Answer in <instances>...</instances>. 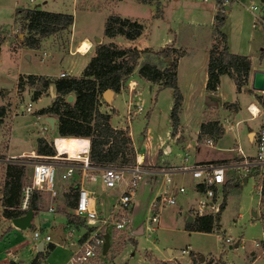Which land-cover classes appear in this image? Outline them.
Segmentation results:
<instances>
[{
  "label": "rangeland",
  "instance_id": "rangeland-1",
  "mask_svg": "<svg viewBox=\"0 0 264 264\" xmlns=\"http://www.w3.org/2000/svg\"><path fill=\"white\" fill-rule=\"evenodd\" d=\"M42 1H45V3L42 4ZM155 1L156 3H153ZM213 1L214 0H178L174 2V0H171L167 7V18L163 19L162 21L159 20L156 23L151 22L149 24V32L154 29L155 25H157L159 28L158 30L152 31L151 37L153 38L157 36L159 31L168 33L171 37V40H173L174 45L178 46L179 44L183 48H191L189 51H193L192 53L201 52L203 50L200 49L203 47V37L193 30V24L189 23L188 20L192 17V11H194V9H198L199 6H201L202 9L207 13V8ZM161 2L165 4L164 0H161ZM21 4L28 7H33L35 4H38L39 6H43V10L46 11L71 14L73 17L72 27L75 31L76 39H79L82 36H87L91 40H94L96 37H98V35H102L104 20L109 15L116 14L121 18H123V16L138 18L139 20L147 22V20L151 21V9H154L155 7L157 10H159L157 7H159L158 5H161L159 0H153L151 3H141L137 0H0V97H2V101L5 106H8L5 115V123H9L10 126L9 133L7 131L5 135L1 134L2 131L0 128V152H3L7 146L8 149H11V152L27 150L30 148V142L35 141L34 139L36 136L43 135L49 139V141H51L52 137L56 135L50 130L49 127L46 131L41 133L39 129L44 126V124L42 123V119L36 118V116H40L38 109L47 105L50 100V96L47 91L49 85L47 84L45 87L41 86V79L43 76L34 75L33 81L30 83V79L27 78V75L19 74L44 73L50 68L49 70L56 76H54L55 78L50 77L51 79L46 80L45 82H52L54 79L60 77V72H64L65 68H69V66L64 67L66 66L65 64L69 62L72 65L71 69L74 67L71 73L79 74L81 68L85 64L84 61L87 55L82 54L81 56V53L76 52L78 43H71L68 38L69 35L65 32H60L54 36L47 37V39H42V42L33 48V52H27V50H23V42L26 33L24 27L22 26L23 22H19L18 17H16L13 12L15 10V6ZM193 36H196V44L194 42V44H186V40L184 38H192ZM179 38L182 39L181 44L178 42ZM128 44V41L123 38L119 41V45L117 46L126 47ZM93 45L94 47L96 46L95 42ZM260 46L264 47V45ZM256 50L258 52V49ZM154 52L155 51H151L149 54L142 55L143 60H140V62L139 59L137 60L131 74L127 77L125 83L121 85L119 89V92L121 91V93L116 95L113 101L115 111H113L111 115L112 124L115 125V129H120L118 127L123 124L126 129L125 131H127L128 128L125 126L126 121L124 119L125 104L129 101L131 106L134 107L135 100H132V98L136 93L135 88L137 86V89L140 92V97L144 100V103L142 105L143 111L131 117L128 122L130 123L134 133V143L137 142V136H139L138 134H145L146 130H151V134L155 136L156 133L163 134L166 128V117H168V110L166 108L169 98L172 99V89L161 88L160 90H157L155 86H152L150 89V84L136 75L138 74L137 69L139 64L145 60H152L155 63H158L159 69L164 67L165 64L162 62L161 58L154 54ZM27 54L30 56L26 57ZM199 60L200 57L197 56L194 63L198 62ZM51 63H54L55 65L52 67L50 66ZM194 63L189 64V67H194L196 69ZM129 79H132L136 82L135 88L130 92L126 87V82ZM21 85L23 87H21ZM220 87V90L227 101L240 102L242 105V112L237 116L238 118L241 116L249 117V114L244 109V106L247 105V103L252 102L260 108L261 112L253 120L247 121V124H249L255 130L259 124L264 123V107L262 106V96H254L251 91L245 92L243 90H241L240 94H238L234 83L228 77L223 78ZM177 88L180 95L182 96L184 92L182 93L181 89L179 87ZM22 91L25 92L22 93V96H19L18 99L17 93ZM257 92L259 93V91H256V93ZM260 92L263 93L264 91ZM126 94L127 96L129 95V97H126ZM130 94L132 98L130 97ZM70 95L73 97L72 93H70ZM37 96L39 97L35 98ZM153 99L156 101V106L150 112V105L153 102ZM27 103H30L31 112H27L25 110L21 112L20 107L25 106ZM180 105L181 107L183 106L181 101ZM5 106H3V108H5ZM107 108L108 106L105 105L104 101L100 100L98 102L97 109L99 112L108 114ZM228 108H230V113L233 112V105L228 106ZM184 109L189 111L186 121L192 122L191 124H193V122L195 123V118H198L199 114H201V119H206L209 116L217 121L224 119L223 114L221 113L222 108L218 109L215 103H210L208 101L205 102L204 98L193 101L187 99L184 103ZM212 109H216V112L211 111ZM146 113H148L147 116ZM179 113L183 118V113L181 114V111H179ZM179 113L178 117H180ZM121 115H123V119ZM149 115L150 118L148 117ZM44 122L46 123L45 120ZM189 130L193 133V129ZM195 139L199 150H194L192 154L189 155V160H204L217 156L214 149L203 144L204 137L197 136ZM55 143L59 150H62L63 147L69 149V146H71L68 140H64V138L60 137L56 138ZM71 143L77 150L85 148L87 149L89 140L73 138ZM239 145L245 154H251L253 152L252 147L246 140L244 132L240 137ZM53 149L55 152L54 155L58 154L55 147ZM137 151L142 153L144 149L142 146H140L138 147ZM162 152L165 153V151ZM228 153L233 154L234 152ZM171 154H173V151ZM225 154L227 155V153ZM62 155L64 157L67 156V154L64 153ZM16 159L19 160L25 158L21 156ZM38 159L56 162V159L53 157L41 156ZM72 160L76 161V159ZM4 162H6L5 159L0 156V214L3 208L1 205L2 186L4 180L6 179V164ZM117 162L122 166L128 165L127 162H121L120 159ZM29 171V165L24 164V170L20 176L22 187L29 184ZM59 172L60 168H56L54 187L56 188L57 193L55 196L50 198L47 194L40 192L41 199L39 204L41 209L45 208L46 205L50 203V201L58 203L59 208L63 211L68 209H65L66 202L64 199V193H67V187L68 185H71L72 181L60 180L58 175ZM238 173L239 172L235 169L229 170L227 178L228 185L226 188H223L222 192H218V196L223 200V206L220 214L217 216L216 222L213 225L211 232L189 233L183 229V223L185 219V211H183V209L185 207V203L188 202L193 196V180L189 176H183L182 180L178 183L184 185L185 194L176 195V204L167 206L160 212L158 219L160 220V229L156 231H145L143 235L134 236L133 234L129 233V227V229L120 233V235H113L112 239H108L109 247L107 251L105 254L100 255L101 264H156L159 261L156 260V251L153 248L151 241L160 249H165L166 247L171 248L172 255H174L176 259L177 256L180 255L179 250L182 248H187L189 253L183 255L182 257H178L177 261L179 264H195L199 261V255L203 256V260L211 261L213 264H264V253L258 254V250H255L250 246V241L259 238L261 232V225L257 217H251L250 210H257L258 213H263L264 206H261L260 209L258 208L257 196L254 192H252V184L254 183V180L252 178H247L245 182H242V180L238 178ZM160 176V174L156 175L155 179L159 180ZM74 178L77 179L78 177L75 176ZM143 179L144 177L138 181L137 188L140 186ZM157 184L158 183L155 182L154 185L151 186L153 190ZM110 191H114V189H111ZM20 194L21 189L18 192V197L15 198L16 202L12 205V208L18 207ZM135 199H138L140 206H142V197L138 196ZM180 207L181 210L178 213V209H180ZM68 211H70V209H68ZM173 211L177 212L176 219L171 215ZM142 217L143 219L141 218V220L147 223V218L149 216L146 217V214H142ZM77 220L81 222L79 223L81 226L82 219L78 218ZM153 225L155 224L153 223ZM4 227L5 226L0 229V235H2L4 232H7V227ZM83 231V226L77 229L75 228L74 231H72L71 239L74 238L76 241V237L79 236ZM20 232L23 235L22 242H27L32 236L33 230L30 228H24ZM218 235L221 237V240L218 239ZM16 236L18 237V235L15 234L5 233L2 241L0 242V256L2 255L4 248L9 247L14 242H16ZM145 237L147 241H145ZM226 237L231 238L233 243H225L223 239ZM132 239H135L136 241ZM237 241H239L237 246L233 247ZM56 253L57 254L54 253L52 255L53 264H62L68 254V251L57 249ZM257 254L259 256H256ZM192 256L194 258V263L192 261ZM170 262L177 263L174 259Z\"/></svg>",
  "mask_w": 264,
  "mask_h": 264
},
{
  "label": "crops",
  "instance_id": "crops-1",
  "mask_svg": "<svg viewBox=\"0 0 264 264\" xmlns=\"http://www.w3.org/2000/svg\"><path fill=\"white\" fill-rule=\"evenodd\" d=\"M164 1H165V4H163V2H161V0H159L161 5H158L159 7H157V8H159L158 14H155L156 13L155 7H154V9L153 8L151 9V11H150V15H151L150 20L151 21L147 20V22H146L143 20H139L138 18H131V17H124L123 16V18H127V19L137 21L142 26L140 34L133 40H128L121 35H116V36L111 37V38L104 37L102 35H98L97 38H99V41H95L96 38L94 40H91L87 36H82L81 38L76 39L75 31L72 27V23H73V17H72V23L70 25L69 34H68L69 35V37H68L69 41L71 43L77 42L79 44L81 41L88 40L90 42V47L84 53V54H87L85 57L86 62L84 61L85 64L81 68L79 74H72L71 73V71L74 69V67L71 69L72 65L70 64V62L66 63V64L64 63L66 65L64 67L69 66V68H70V69L65 68L64 72L67 74V76L78 77L80 75V73L82 72L84 66L88 62L89 58L91 56H93V54H94V45H93L94 42H95V44L113 42L115 45H119V41L124 38L129 43L128 46H126V47H135L138 50L148 49L150 51H157L158 49H161L163 47H170V48L174 49L175 51H177L176 67H175L176 85H177V87H179L181 89L182 93L184 92L183 95L181 96V103L183 104V106L182 107H181V105L179 106V111H181V114L183 113V118L180 116V113L178 111L179 116H180V117H178V124L175 128V131L171 134V127L169 125V111H170V108L172 105V99L169 98V100L167 102V108H166L168 110V117H166V124H165L166 128H165L163 134H161V133L157 134L156 133L154 136L151 134V130H146L145 134H142V135L138 134V135L142 136V139L140 141L137 140V142L134 143L135 137H134L133 130L130 126V123L128 124V126H126V124H125V126L128 128V134H129L128 137L131 140L132 146L135 148V158L140 160V162L142 164H144L148 167H156L159 165L164 166V167H174V166H178V165H192V164L200 163V162H220V161L232 162V161H235L238 159V157H237L236 151L231 150V148H235L236 146H238L242 150V148L239 145V142H240V137L244 132V135L246 136V140H247L248 144L252 147V149H254L253 143H252L253 133H254V131H256V129L258 128V126L260 124L254 130L249 124H247V121L253 120L254 118L251 119L249 117H244V116H241L239 118L237 117L242 112V105L240 104V102H236V101L235 102H229L226 100V98H224L223 93L220 90L221 89L220 86H221L223 78L228 77L233 82V80L229 76H227L226 74H222L219 76L217 86L213 92H208L205 90V83H206V78H207L206 77V66H207V59H208V50L210 49L211 44L213 43V38H212V30H213V25H214L213 17L217 11L216 0H214L213 2L210 3V5L207 8V13L205 12V10L202 9L201 6H199V8L196 10L194 9V11H192V14H191L192 17L188 20L189 23L193 24V26H192L193 30L197 34H199L203 37V47L200 48L203 50L201 52H197L198 54L192 53L193 51H189L191 48L190 49H188L187 47L183 48L179 44H178V46L174 45V42H173V40H171V37L168 33H164V32L159 31V33H157V36H155L153 38L151 37L152 31L158 30L159 28L157 25H155L154 29L149 32V24L151 22L156 23L159 20L162 21L163 19L167 18V7L169 5L168 3L171 0H164ZM175 1H178V0H174V2ZM202 1H206V0H202ZM43 3H45V1H42V4ZM153 3H156V1ZM141 6H143V5H141ZM33 7H38V8L43 10V6H39L38 4H35ZM149 7H152V6H149ZM17 8H30V7L24 6L21 4V5L15 6L14 9L16 10ZM15 10L13 11L14 15H15ZM222 11L224 13L225 18L223 20V25L220 27V30H221V32H223L225 34V37H226L225 43H226L227 51L229 53H232V54L246 56L249 58V62H250V68L248 71L246 84L244 86H242L239 91H237V90L236 91L238 94H240L241 90H243L245 92L251 91V93H253L254 96H262V98H263L262 99V103H263L262 106L264 107V92L261 93L259 91V93L258 92L256 93V91H254L250 88L252 71H254V70L264 71V55L262 58H259L261 49H263V52H264V48L262 46H260V45H264V32L262 29V25H264V0H247V1H245V0H229L228 4L222 6ZM118 36H120V37H118ZM42 39H47V38H42ZM184 39L186 40V44H194V43L196 44V42H197L196 36H193L192 38L186 37ZM41 40H40V42H42ZM181 40H182L181 38H179V40H178V42L180 44H181ZM74 47H76V46H74ZM256 49H258V52ZM23 50H27V52H33L34 51L33 49L25 47V46H24ZM195 51H196V49H195ZM29 56H30L29 54L26 55V57H29ZM81 56H82V54H81ZM197 56L200 57V60L198 62L194 63ZM140 60H143L142 55L139 57V62H140ZM192 63H194V65L196 66V69L194 67H189V64H192ZM54 65H55L54 63L50 64V66H52V67ZM183 66H184V69H183ZM49 69L44 73H38V74L30 73V74L43 76L42 77L43 79L50 80L51 79L50 77H54L56 75L53 74ZM19 75H29V74L24 73V74H19ZM136 75L139 78H141L142 80L148 82L150 84L149 85L150 89L152 86H155V88H157V90H160L161 88L162 89L168 88V87L161 86L160 82H151V81H148V80L142 78L138 74H136ZM132 76H133V74H132ZM132 79H134V78H132ZM52 82H49V87L47 89L48 94L50 96V100H49L48 104L45 105L44 107H41L38 109V112L40 114L39 118L42 119V123L44 124V126L41 127V128H44V130L42 131L40 128L39 131L42 133V132L47 130L49 125L47 122L46 123L44 122L45 117H52L53 118V128L50 130L53 131L56 135L52 137L51 141H49V139H47L43 135L36 136L34 139L35 141L30 142V144H29L30 148H28L27 150H20L19 152H11V149H8V146H7L3 152H0V156L2 158H4L6 162L16 161V160H11V159H16L18 157H21L22 155L29 153L30 151H33L34 153L37 154L36 149H37V139L38 138L44 139L48 145L52 146V149L54 148L53 147V140L58 135L57 134V128H56L57 119L55 116H51L47 113H43V114L40 113L41 109L47 108L50 105L51 101L53 100V98L56 95L54 85L52 84ZM21 87H23V86L21 85ZM50 87H51V91L53 94L52 96L50 94ZM3 92H5V91H3ZM24 92L25 91L17 93L18 99H19V96L21 97L22 93H24ZM135 92L136 93L133 95V98L131 97V94H130V97L132 98V100H135V104L137 106L135 108L132 107V111L134 113L132 114L131 117H133V116H135V115H137L143 111L142 105L144 103V100L140 97V92L138 91L137 86L135 88ZM120 93H121V91L120 92L119 91L113 92L111 90V93L109 94V96L107 98L105 97L103 91L100 93V98H101L100 100L104 101L105 105L108 106L107 110H108V115H109V124L113 128H115V125L112 124V120H111L112 112L115 111L113 101H114L115 96L120 94ZM68 95H70V94H68ZM156 95H157V93H156ZM208 95H214V96H217L218 98L220 97V102L215 103V105L217 106L218 109L222 108L221 113L223 114L224 119L217 121L215 119H212L210 116L207 117L206 119H204V118L201 119L202 118L201 114H199L198 118H195V123L193 122V124H191L192 122L186 121V118H187L189 111L184 109L185 101L187 99H189L190 101H193V100H200L201 98L202 99L204 98L205 102H207L206 97ZM38 97L39 96H37L35 98H38ZM126 97H129V95L127 96V94H126ZM0 98H1L0 106H5V104L2 101V97H0ZM249 103H252V102H249ZM12 104H14V103H12ZM232 105L234 108H233V112L230 113V108H228V106H232ZM252 105L257 107L259 109V111L261 112L260 108L256 104L252 103ZM13 106H15V105H13ZM150 106H151V110H150V112H151L156 106L155 99H153V102L151 103ZM245 107H246V105L244 106V109L246 110ZM7 108H8V106H5L4 114L1 117V121H0V128L2 131L1 134H3V135H5L7 133V131L9 133V127H10L9 123H5L6 122V116L5 115L7 112ZM125 110H126V107H125ZM20 111H21V109H20ZM211 111L216 112V109H212ZM21 112H23V111H21ZM124 113H125V111H124ZM147 114L148 113H146V116H147ZM41 116H42V118H41ZM118 117H119V115H118ZM121 117L123 119V115H121ZM148 117L150 118V115ZM167 121H168V123H167ZM206 121H216L218 123V125H220V127H221V133L218 136H211V135L202 136V137H204V140L205 139L210 140L209 145H207L205 143H203V144L205 146H208V147H211L212 149H214L217 156L210 158V159H204V160H200V159L189 160V158H190L189 155H191L194 150L195 151L199 150V147L197 146V142H196L195 138L197 136H199L198 135L199 125L202 122H206ZM121 125H123V124H121ZM189 129H193V133ZM187 133H188V136H187ZM72 139L73 138H70V137L64 138V140L69 141V144L71 146H69V149L64 148V147L62 149L63 151H67L70 154H74L77 151V149L71 143ZM29 141H30V139H29ZM140 146H142L144 149V151L142 153H139L137 151L138 147H140ZM162 151H165V153H163ZM172 151H173V154H171ZM87 152H88V148L84 152V154H87ZM228 152H232V153L234 152V153L231 154ZM225 153H227V155ZM223 154H225V155H223ZM6 162H4V163H6ZM25 162H27V161H25ZM26 164L29 165L28 163H26ZM29 168H30V165H29ZM61 171H62V169H60V172L58 173V175L61 173ZM157 175H159V174H157ZM75 176L76 175H74L72 178L67 179V180L72 181L71 184L77 185L78 178L75 179L74 178ZM155 176L156 175L144 176L142 183L136 189L135 195L133 197L131 210H130V214H129V227H130V231H132L131 234H133L134 236L143 235L145 231H150L149 230L150 226L154 228V231L160 229V225H159L160 220H157V222H154L155 225H153V223L150 224L149 222L146 223V222L141 220V218L143 219V217H144V216L142 217V214H146V217H148L150 215V213H151V209H150L151 201L164 188L163 175L160 176L159 180L155 179ZM168 176L170 178V181H172V183L179 185L181 183H178V182H180L182 180L183 176L188 177L189 174L187 172L176 173V174L171 173ZM225 178H228V171L225 173ZM60 180H62V179H60ZM155 182L158 184L153 190L151 186L154 185ZM54 185L55 184L53 182V187H54ZM56 185H57V183H56ZM227 185H228V182L224 185V187L226 188ZM65 187H67V186H65ZM88 187L91 188L96 195H99V197L102 198V202L105 205L109 204L110 201L112 200V198L117 193L116 189H114V191H110L111 189H108V190L104 189L102 187V185L97 181L91 182L90 184H88ZM54 189L56 191L55 187H54ZM43 193H45V192H43ZM56 193H57V191H56ZM75 196H76V192L74 193V195H72V197L69 196L70 197L69 200H71L73 202V204L75 203ZM111 196H112V198H111ZM138 196L142 197V200H143L142 206H140L139 200L135 199ZM192 199H193V196L191 197V199L188 202L185 203V207H184L183 211H185V209L187 208L189 203L192 202ZM59 204H60V201H59ZM48 207H52V209L48 210ZM66 208L70 209V211L72 210V208H69L67 206L65 207V209ZM68 209H66V211H63L62 209L59 208L58 203L50 201V203L48 205H46L45 208L40 209L37 212L32 211V215H31V218L29 220L30 227H28V228H30L32 230H38L41 233V235H48L49 240L46 242L36 241V239H33L32 236L29 238V240L27 242H24V241L22 242L23 235L20 231H22L24 228H17L15 226H13L11 223V219H6V218L2 217L0 214V229L3 226L7 227V229H6L7 232H4L2 235H0V242L2 241V238L4 237L5 233L15 234V235H18V237H19L18 238L16 236V238H15L16 242H14L9 247L3 249V251H2L3 253L0 256V264H30L33 260H36L38 262V264L39 263L40 264H53L52 255L54 253L57 254L56 253L57 249H62L64 251H68V254L64 259V262L62 263V264H68L67 263L68 257L75 248V239L74 238L71 239L72 238V231H74L75 228L77 229L80 227V224H78V223L76 224V223L67 222L65 212H70V211H68ZM180 210H181V207H180V209H178V213L180 212ZM176 214H177L176 211H173L171 213V215L175 219L177 218ZM184 216L186 217L185 213H184ZM184 224H185V221L183 223V229L186 230L184 228ZM68 230H70V231H68ZM186 231L189 233L190 232H197V231H190V230H186ZM20 236H22V237H20ZM144 239H145V241H147L146 237ZM132 240L136 241L135 239H132ZM39 244L41 246V250L37 251L36 247ZM151 244L153 245V248L156 251V256H157L156 260L157 261H172L174 259L177 262V264H179L177 259H178V257H182L183 255L177 256V259H176L174 257V255H172V249L171 248L166 247L165 249H160L157 245H154V243L152 241H151ZM250 246H251V248L252 247L254 248V246L252 244V240L250 241ZM165 251H166V253H165Z\"/></svg>",
  "mask_w": 264,
  "mask_h": 264
},
{
  "label": "trees",
  "instance_id": "trees-1",
  "mask_svg": "<svg viewBox=\"0 0 264 264\" xmlns=\"http://www.w3.org/2000/svg\"><path fill=\"white\" fill-rule=\"evenodd\" d=\"M141 3H150L153 0H137ZM217 11L213 17L214 25L212 30L213 43L208 50L206 66L205 90L213 92L217 86L219 76L226 74L235 85L237 91L246 84L250 68L249 58L242 55L229 53L226 47V37L221 32L225 18L221 7V0H216ZM155 14L159 10L156 9ZM15 15L18 21L23 22L25 30L24 46L35 48L42 38L54 36L60 32L69 34L72 23V15L68 13L50 12L38 7L17 8ZM17 20V19H16ZM264 29V25H262ZM142 26L135 20L121 18L116 14L109 15L103 23L102 35L114 37L121 35L128 40L135 39L141 32ZM220 45V46H219ZM264 48V47H263ZM148 49L138 50L135 47H118L113 42L98 43L94 47V54L84 66L81 75L59 77L54 79L52 84L55 89V97L47 108L41 109L40 113H47L57 119V137L55 138H81L88 139L87 157L94 165L118 163L117 161L132 164L135 160V152L125 130L115 129L109 124V115L98 111V102L101 99L100 93L105 89L118 92L127 77L131 74L133 67L141 55L149 54ZM261 49L259 57H263ZM165 64L159 69L158 63L152 60L142 61L137 73L142 78L151 82H160L161 86L172 89V105L169 111V125L171 134L178 124V111L181 95L176 85L175 67L177 51L170 47H163L154 52ZM27 78L30 83L34 75L29 74ZM41 79V86L45 87L49 82ZM73 94L71 101H66L68 94ZM4 114L3 106H0V121ZM221 127L216 121H206L199 125L198 135L218 136ZM37 154L53 156L54 150L42 138L37 139ZM25 159L6 162L5 177L1 192V216L12 219L24 214L17 208H12L22 188L20 176L24 170ZM64 193L65 205L73 208L74 204L69 200L77 190L76 184L68 187ZM70 196V197H69ZM40 193L36 190L30 192L27 210L39 211ZM66 220L69 223H81L70 212H65ZM217 218H215L216 220ZM216 222V221H215ZM213 218L208 215L185 222L184 228L190 231L209 233L215 224ZM194 263V258L192 256ZM30 264H38L33 260ZM40 264V263H39ZM156 264H177L170 261H159Z\"/></svg>",
  "mask_w": 264,
  "mask_h": 264
},
{
  "label": "built area",
  "instance_id": "built-area-1",
  "mask_svg": "<svg viewBox=\"0 0 264 264\" xmlns=\"http://www.w3.org/2000/svg\"><path fill=\"white\" fill-rule=\"evenodd\" d=\"M228 2L229 0H221V7L228 4ZM59 76L64 77L67 74L60 72ZM135 86L136 82L132 79L126 82V87L129 92ZM251 106L252 103H248L245 108L249 114V118L252 119L256 118L260 114V111L257 109L256 114H253L250 110ZM125 107L124 119L126 126H128V122L134 112L129 101L126 102ZM134 107H137L136 104H134ZM20 109L21 111L31 112L30 103L21 106ZM36 118H39V116H36ZM118 128L126 130L124 125ZM41 130L43 131L44 128H41ZM126 134L127 136L129 135L128 130ZM204 143L209 145L210 140L205 139ZM252 143L254 148L252 154L243 153L238 146L231 148V150L236 151L238 157L237 160L232 162H200L192 165H178L174 167L160 165L148 167L143 165L137 158H135L132 164L126 166L116 163L94 165L89 161L87 154L84 153H80L76 161L67 156L64 157L62 154L45 156L56 159V162H50L45 159H38L44 155H38L30 151L22 155L30 165V181L29 184L21 188L17 209L21 211L27 210L28 199L32 190L45 192L50 198L55 196L56 191L53 187V182L56 175V168L62 169L59 174L62 180L70 179L76 175L78 177L77 190L71 213L75 217L82 219L81 226L84 227V231L77 237L75 248L68 257L67 263L101 264L100 255L105 254L102 253L105 236H107L109 247V238L112 239L113 235H120V233L129 229V213L132 200L137 189L138 181L144 176L163 175L164 188L150 203L151 213L147 218L150 224L157 222L163 208L176 204V195L185 194V187L182 184L177 185L170 181L168 175L171 173L187 172L193 180V199L185 209V214L189 215L192 219L208 215L213 218L214 222L216 221L215 218L220 214L223 206V200L218 196V192H222L224 185L228 182V179L225 178V173L231 169L239 172L238 178L242 182H245L247 178L254 180L252 192L257 196L258 208L260 209L261 206H264V123H261L256 131H254ZM133 150L135 152L134 147ZM96 181L104 189L117 190L116 195L109 204L105 205L102 202V198L88 187V184ZM51 209L52 207H48V210ZM255 217H257L261 225V232L259 238L252 240V244L255 250H258V254H263L264 212L258 213L255 210ZM149 230L154 231V228L150 226ZM129 233H132V231H129ZM32 238L41 242L49 240L48 235H41L38 230H33ZM218 239L221 240L219 235ZM223 241L228 244L233 243V240L229 237L224 238ZM179 253L180 255H185L189 251L187 248H182L179 250ZM258 254L256 256H259ZM198 262L195 264H213V262L207 260Z\"/></svg>",
  "mask_w": 264,
  "mask_h": 264
},
{
  "label": "water",
  "instance_id": "water-1",
  "mask_svg": "<svg viewBox=\"0 0 264 264\" xmlns=\"http://www.w3.org/2000/svg\"><path fill=\"white\" fill-rule=\"evenodd\" d=\"M95 41H99V38L96 37ZM250 88L254 91H264V71L261 70H254L251 73V83H250ZM105 97L107 98L109 96V94L111 93L110 89H105L103 91ZM50 94L51 96L52 91H51V87H50ZM73 99L72 95H68L66 97V101H71ZM207 101L210 103H219L220 99L217 96L214 95H208L206 97ZM45 121L48 123L50 129L53 128V118L52 117H45ZM142 139V136H138L137 140L140 141ZM32 215V211L31 210H26L24 215L19 216V217H15L11 219V223L13 226L17 227V228H28L30 227V223L29 220L31 218ZM250 215L252 217H255V211L254 210H250ZM185 222H191L192 218L189 215H186L185 217ZM237 244L235 243L233 245V247H236ZM108 247V242H107V236H105V244L103 246L102 249V253H105L106 249ZM37 251L41 250V246L40 244L36 247ZM203 260V256L199 255V262H201Z\"/></svg>",
  "mask_w": 264,
  "mask_h": 264
},
{
  "label": "bare ground",
  "instance_id": "bare-ground-1",
  "mask_svg": "<svg viewBox=\"0 0 264 264\" xmlns=\"http://www.w3.org/2000/svg\"><path fill=\"white\" fill-rule=\"evenodd\" d=\"M89 47H90V42H89L88 40L81 41V42L78 44L77 48H76V52H79V53H81V54H84V53L87 51V49H88ZM257 109H258V108L255 107V106H253V105H252L251 108H250V110H251V112H252L253 114H256V111H258ZM55 141H56V138L53 140V145H54L55 149L57 150L58 155H61V154L64 153V154H67V157H68V158H71V159H77L80 153H84V152L87 150L86 148H85V149H79V150H77L74 154H70L69 152H67V151H63V150H60V151H59V149H58L57 146H56ZM88 145H89V144H88ZM87 148H88V146H87ZM139 161H140V160H139Z\"/></svg>",
  "mask_w": 264,
  "mask_h": 264
}]
</instances>
